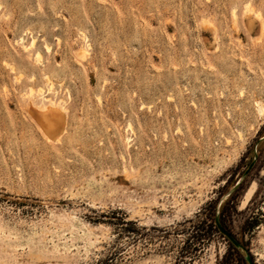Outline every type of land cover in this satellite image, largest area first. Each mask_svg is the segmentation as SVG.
<instances>
[{
  "label": "rangeland",
  "instance_id": "374dc122",
  "mask_svg": "<svg viewBox=\"0 0 264 264\" xmlns=\"http://www.w3.org/2000/svg\"><path fill=\"white\" fill-rule=\"evenodd\" d=\"M256 99L264 0H0V264H264Z\"/></svg>",
  "mask_w": 264,
  "mask_h": 264
},
{
  "label": "bare ground",
  "instance_id": "6f19581e",
  "mask_svg": "<svg viewBox=\"0 0 264 264\" xmlns=\"http://www.w3.org/2000/svg\"><path fill=\"white\" fill-rule=\"evenodd\" d=\"M245 7L248 8V5L246 4ZM33 43H34V40L31 39L29 42V45L32 46ZM44 46L48 47V44L45 43ZM23 48L27 49L28 48L27 44H23ZM77 53L80 55V57H83V51H79ZM40 56H42L41 51L39 49H35V51H34L35 61L39 62L41 60ZM43 75H44V78L46 79L47 84L49 86H52L53 81L51 80L49 74L47 72H44ZM40 90H41V88H38V91H40ZM29 91L32 92L33 87H30ZM255 105H256L257 110L260 113H262V111L264 109V105L262 104L260 99H256ZM34 116H35L36 122L39 124V126L44 131V133H46V136H47V134L50 135L48 137V139H50V138H52L54 140L59 139L60 133L65 128V122L66 121L63 118L61 110L57 107L56 101H54L53 99L52 100L50 99L47 102L41 103L40 105H38L34 110ZM247 192H248V190H247Z\"/></svg>",
  "mask_w": 264,
  "mask_h": 264
},
{
  "label": "water",
  "instance_id": "95a60500",
  "mask_svg": "<svg viewBox=\"0 0 264 264\" xmlns=\"http://www.w3.org/2000/svg\"><path fill=\"white\" fill-rule=\"evenodd\" d=\"M256 158V157H255ZM252 163H250L249 167H251ZM217 220V219H216ZM219 227V230L232 242L234 243L235 245H239L236 240L227 232L225 231L223 228H221L220 226ZM246 259L250 262V258L248 255H246Z\"/></svg>",
  "mask_w": 264,
  "mask_h": 264
},
{
  "label": "trees",
  "instance_id": "16d2710c",
  "mask_svg": "<svg viewBox=\"0 0 264 264\" xmlns=\"http://www.w3.org/2000/svg\"><path fill=\"white\" fill-rule=\"evenodd\" d=\"M262 139H264V134L262 135ZM256 151H257V154H256V158H255V161H259L260 160V154H261V147L260 146H256ZM258 191V189L256 190V192ZM222 205V203H220V205L219 206H221ZM214 214V213H213ZM219 217H220V215H219ZM213 218L214 217H212V220H213ZM218 229V228H217ZM217 229H216V231H217ZM219 230V229H218ZM202 238H204V237H202Z\"/></svg>",
  "mask_w": 264,
  "mask_h": 264
}]
</instances>
